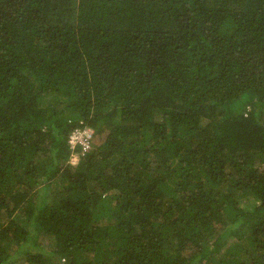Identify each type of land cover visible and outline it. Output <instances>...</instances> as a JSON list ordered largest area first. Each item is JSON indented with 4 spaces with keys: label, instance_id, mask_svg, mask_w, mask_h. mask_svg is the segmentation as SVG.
Listing matches in <instances>:
<instances>
[{
    "label": "trees",
    "instance_id": "1",
    "mask_svg": "<svg viewBox=\"0 0 264 264\" xmlns=\"http://www.w3.org/2000/svg\"><path fill=\"white\" fill-rule=\"evenodd\" d=\"M0 264H264V0H0Z\"/></svg>",
    "mask_w": 264,
    "mask_h": 264
},
{
    "label": "built area",
    "instance_id": "2",
    "mask_svg": "<svg viewBox=\"0 0 264 264\" xmlns=\"http://www.w3.org/2000/svg\"><path fill=\"white\" fill-rule=\"evenodd\" d=\"M93 130L86 129L84 131H75L71 140V143L75 145L80 143L84 148L89 147V142L92 137Z\"/></svg>",
    "mask_w": 264,
    "mask_h": 264
}]
</instances>
